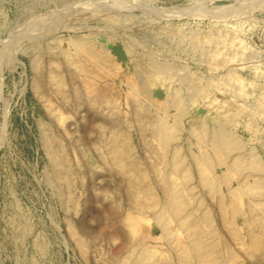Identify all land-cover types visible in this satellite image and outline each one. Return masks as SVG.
Instances as JSON below:
<instances>
[{"label":"bare ground","instance_id":"6f19581e","mask_svg":"<svg viewBox=\"0 0 264 264\" xmlns=\"http://www.w3.org/2000/svg\"><path fill=\"white\" fill-rule=\"evenodd\" d=\"M259 1H253L254 7L264 9V1ZM94 3L100 7L89 3L65 11H75V21L100 16L114 28L131 24L135 16L121 13L120 7L115 10L114 3L107 0ZM209 8L210 18L216 22L205 30L164 21L163 13L152 8L143 12L145 32L172 38L180 51L189 48L195 52L203 61L202 74L199 67L180 57L166 58L149 45L141 48L138 36H117L91 25H86V34L74 31L66 36L54 31L59 27L56 23L45 42L23 39L19 45L33 52L34 91L42 94L51 86L73 107H83L88 121L98 126L101 140L97 144L104 146L109 168L122 179L130 206L122 212L111 203L116 218L107 214L102 222L112 223L124 235V243L120 254L100 264H229L236 255L221 229L246 253L264 260V159L250 141L264 124V83L260 86L244 73L250 68L264 77V57L252 51L237 18L241 13L249 18L253 6L240 13L231 11L236 17L229 8ZM27 31L24 33L29 35ZM1 54L8 62L14 60L10 49ZM256 59L259 61L254 63ZM47 104L61 122L64 113L57 111L51 100ZM242 115L249 138L238 132L237 119ZM38 122L49 158L44 176L67 214L71 236L87 258L91 241L76 230L68 214L80 209L76 184L85 170L72 164L68 146L51 122ZM133 124H138L150 147V160L135 154ZM204 194L215 200L218 219L206 206ZM8 224L22 260L42 264L26 253V245L31 243L37 254L45 256L50 241L18 200ZM153 226L161 235L147 230ZM3 232L0 223L1 242L5 241Z\"/></svg>","mask_w":264,"mask_h":264},{"label":"rangeland","instance_id":"374dc122","mask_svg":"<svg viewBox=\"0 0 264 264\" xmlns=\"http://www.w3.org/2000/svg\"><path fill=\"white\" fill-rule=\"evenodd\" d=\"M107 1L114 3L113 5L117 7L115 10L120 7L121 13L134 14L131 24L114 28L100 16L92 19H76L77 21H75L73 20L75 17L72 18L75 11L66 13L68 8L74 5L95 4L94 2H99V0H0V223L4 227L5 237V241H0V264H28L22 260L16 239L14 240L10 235L8 223L11 214L14 213L15 200H18L29 210L37 229L44 230L50 241L51 247L45 256L37 254L31 243L26 245V253L37 257L42 264H100L102 260H108L113 255L120 254L124 235H121L112 223L107 224L106 221L102 222V220L106 218L107 214L112 220H115L116 209L111 203L116 204L122 212H125L130 206L125 189L122 188L124 185L121 177L111 171L104 155V146L97 144L98 140H101L98 126L95 122L91 121L90 123L88 121L83 107L80 110L73 107L51 86H48L45 93H42L44 95L34 91L31 85L34 71L30 63V56L33 52L29 49L22 50L19 48L24 40L29 42L39 39L38 41L45 42L51 33L52 25L56 23L59 24V27L54 31L66 36L74 31L86 34L88 26H97L117 36L125 34L138 36L142 39L141 48L149 45L152 49L155 48L163 52L166 58L180 57V59L189 62L190 65L199 67L201 69L199 73L202 74L205 71L203 61L198 58L195 52L189 48L180 51L174 46L175 42L172 38L151 36L145 32L144 10L153 9V12L157 10L158 14L161 12L162 15L163 13L162 20L164 21L177 24L184 22L186 28L205 30L213 27L216 22L215 19L210 18L211 8L209 7H226V10L230 9L229 12L234 10L238 12L239 10L240 13L247 6H251V8L253 6L249 18L242 13L237 18L242 22L243 37L252 51L260 53L259 56L264 57V9L262 8V10L260 6H258L259 9L255 8L253 3V1L259 0H238L240 1L239 4L237 0ZM96 6L100 7L99 5ZM96 6L92 8H96ZM174 10L180 12L177 13L176 11L175 13ZM236 12H231L234 17L238 15ZM63 13L65 14L63 15ZM168 13L171 14L168 15ZM62 22H66L69 27H66V24ZM74 26H81L82 28L74 30ZM19 29L20 31H18ZM24 29L30 32L29 35H26L28 33ZM23 33L25 36L20 35ZM18 48L21 50L17 51ZM6 49L11 51V60L14 59L11 62L1 57L2 51ZM123 56L127 60V57ZM127 61L131 62L130 60ZM257 61L259 60H253L254 63ZM244 73L258 85L261 86L264 83V77L250 68L245 69ZM121 98L123 100V97ZM48 99L51 100L57 111L64 113L61 122L50 112V108L47 106ZM39 119L51 122L54 130L68 146L72 164L75 167L82 165L85 170L81 180L78 179L76 184V195L81 202L80 209L77 212L71 210L68 214L73 219L76 230L91 241L87 258L71 236L67 226V214L54 187L44 176L45 170L48 168L49 158L41 140ZM237 123L238 132L244 138H249L250 132L246 126V117L244 115L239 116ZM133 126L132 140L136 147L135 154L142 160H150V147L142 138L138 124H133ZM136 126L138 129H135ZM143 132L146 133L144 130ZM106 137V133H104L103 138ZM250 141L264 159V124ZM186 152L190 153L188 150ZM203 196L206 206H209L213 215L217 217L218 209L215 200L208 194ZM218 222L220 221L218 220ZM220 225V228H224L222 224ZM243 228L246 229V226ZM147 230L155 235H161V230L156 226H153V230L150 227ZM221 230L231 246V250L236 255L235 261L229 264H264V260L246 253L232 236L230 237L226 231Z\"/></svg>","mask_w":264,"mask_h":264}]
</instances>
